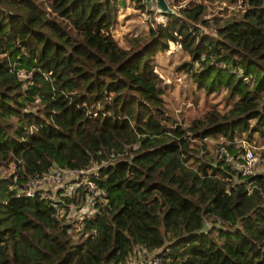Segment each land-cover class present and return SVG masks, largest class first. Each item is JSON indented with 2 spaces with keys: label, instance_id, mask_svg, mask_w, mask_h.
I'll return each instance as SVG.
<instances>
[{
  "label": "trees",
  "instance_id": "1",
  "mask_svg": "<svg viewBox=\"0 0 264 264\" xmlns=\"http://www.w3.org/2000/svg\"><path fill=\"white\" fill-rule=\"evenodd\" d=\"M131 1L152 17L122 45L112 29L127 0H0V162L23 175L98 165L107 191L74 226L0 175V264H126L135 250L264 264V169L243 175L218 150L236 157L243 139L264 155V0L208 17L206 0H167L175 14ZM171 44L198 88H226L225 109L169 112L157 53ZM77 191H59L60 205Z\"/></svg>",
  "mask_w": 264,
  "mask_h": 264
},
{
  "label": "built area",
  "instance_id": "2",
  "mask_svg": "<svg viewBox=\"0 0 264 264\" xmlns=\"http://www.w3.org/2000/svg\"><path fill=\"white\" fill-rule=\"evenodd\" d=\"M167 17L160 15L159 20L165 21ZM17 74L29 76L30 73L18 68ZM240 146L243 151L236 155L231 154L225 146H220L219 153L225 157L228 162H233L243 175H252L261 171L258 166L263 157L258 155L249 143L240 140ZM10 172L8 175L13 183L15 195L33 196L35 194L49 199L54 206H60V215L64 216L68 222H73L74 226L78 225V220L84 215H91L95 212L94 206L97 199L105 200L107 191L97 186L93 176L98 175V165H89L87 167H61L53 166L47 171L41 173H30L23 175L16 172L15 164H9ZM82 186L85 188L84 197L80 202L74 203L72 200L60 205L59 191L62 195L71 196L75 193L79 197L77 189ZM156 252L134 251V255L126 260V264H162V260L156 255ZM151 255L150 259L147 256Z\"/></svg>",
  "mask_w": 264,
  "mask_h": 264
},
{
  "label": "rangeland",
  "instance_id": "3",
  "mask_svg": "<svg viewBox=\"0 0 264 264\" xmlns=\"http://www.w3.org/2000/svg\"><path fill=\"white\" fill-rule=\"evenodd\" d=\"M236 4L228 5L223 3L222 0L212 2L211 0L205 1V17L211 15H228L230 9H238L242 5V0H238ZM146 6L149 8L154 7V1L148 0ZM152 15L138 9L134 1L127 0V4L120 7L117 13L118 21L113 27L112 31L114 37L122 45H126V34H140L148 29L149 19ZM159 19V16L157 17ZM147 26V27H146ZM157 67L163 76L160 85L165 88L166 105L169 112L175 116L176 119H184L185 122L189 121L191 117L202 113L206 110L209 103H216L217 107L221 110L227 107L224 93L226 88L221 86L216 92L206 94L202 88H198L193 81L192 77L184 72L182 69L176 70V66L183 59H188L189 55L184 50L171 44L169 48L160 50L157 53ZM229 104V103H228ZM214 140L211 141V143ZM246 143H249L245 140ZM253 149L258 155L263 157L258 166L259 169H264V155L261 152L262 145H252ZM210 151L214 148L208 144ZM10 172L9 166L0 162V175H8ZM134 255V254H133ZM151 255L148 254L147 259Z\"/></svg>",
  "mask_w": 264,
  "mask_h": 264
},
{
  "label": "water",
  "instance_id": "4",
  "mask_svg": "<svg viewBox=\"0 0 264 264\" xmlns=\"http://www.w3.org/2000/svg\"><path fill=\"white\" fill-rule=\"evenodd\" d=\"M154 7L153 10L156 13L161 14H175L176 11L171 7L167 0H153Z\"/></svg>",
  "mask_w": 264,
  "mask_h": 264
},
{
  "label": "crops",
  "instance_id": "5",
  "mask_svg": "<svg viewBox=\"0 0 264 264\" xmlns=\"http://www.w3.org/2000/svg\"><path fill=\"white\" fill-rule=\"evenodd\" d=\"M147 27V26H146Z\"/></svg>",
  "mask_w": 264,
  "mask_h": 264
}]
</instances>
